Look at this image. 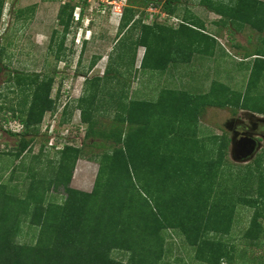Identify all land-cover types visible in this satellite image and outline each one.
<instances>
[{
	"label": "rangeland",
	"instance_id": "1",
	"mask_svg": "<svg viewBox=\"0 0 264 264\" xmlns=\"http://www.w3.org/2000/svg\"><path fill=\"white\" fill-rule=\"evenodd\" d=\"M67 1L71 4L78 2L0 0L3 7L0 22V187L5 188L16 200H29L26 198L28 193L31 194L29 204L31 208L37 209L53 202L63 203L67 195V184L83 192L93 190L99 163L98 160H88V157L101 154L109 141L94 135L86 137L84 155L75 162L74 168L70 164L63 166L61 174L55 173L60 161L57 146L61 148L66 141L78 145L83 139L88 125L81 123L80 109L76 104L78 98L87 94L90 87L94 90L95 86L89 80L101 77L108 64L110 68L108 67L109 73L106 74L111 78H102L100 81L102 86L98 88L95 96V106L98 107L91 115V119L95 121V130L110 125L117 112V100L126 104L133 99L156 101L165 88L205 94L212 84L219 83L244 94L247 92L253 60L251 57L245 59V56L253 52L264 54V23L262 29L250 23L240 28L236 22L219 24L216 21L219 15L210 11L201 0H181L177 17L167 15L160 5L146 7L136 3V0H88V6L82 13L79 7H75L74 21L69 30L65 31L57 14L61 4ZM127 5L134 8V18L141 17L142 21L121 30V14ZM145 12L148 13L146 18ZM191 15L199 19L205 25L206 32L214 37L212 50L203 52L193 49L188 61L170 63L161 73L143 69L141 61L149 37L141 30L142 23L155 21L177 27L182 16ZM63 38L61 49L59 46ZM136 38L139 43L134 52L133 40ZM124 42L126 46L122 53ZM117 62L123 65H118ZM116 67L121 72L118 76L114 75L117 73L114 71ZM10 72L13 73L12 80L9 79ZM17 72L21 75H17ZM51 77L53 83L50 98L57 102V108L45 112L39 125V135L20 157H16L14 150L18 141L12 132L22 129L19 118L24 115L21 111L27 108L26 102L34 92L33 80ZM126 80H129V84ZM250 95L264 98V73L256 87L250 91ZM114 102L116 105L112 106L111 103ZM65 108L66 113L70 112L72 115L71 118L70 115L65 117L70 118L68 122L60 124ZM249 116L264 117V114L246 109H240L233 114L230 107L208 105L198 119L196 131L193 126H187L186 134L179 133L180 130H185V126L173 120L169 133L176 140H193L198 145L203 144L208 151L212 148V136L223 132L228 134L230 142L235 135L239 138V134L257 141L258 147L252 157L241 162L233 158L229 146L227 162L217 170L215 183L212 184L213 191L208 203L221 196L220 206L223 209L222 215L216 217L217 222L219 218V225L226 226L229 223L228 214H231V221L229 229L227 227L222 233L207 232L206 238L220 240L227 250L234 247L233 250L229 248L230 254L223 257L219 264H264V218H259V228L248 233L247 229L256 207L238 199L239 196L260 199L259 192L264 187V177L262 179L258 175L259 171L264 174V124L257 123L256 118L249 120ZM57 136L61 137L58 145L55 144ZM249 169L254 176H251L250 181H244ZM134 184L133 193L137 200V206H134L142 207L136 213L144 214L146 207L141 204L140 196L149 197V209L152 210L156 204L153 196L147 193L148 187L141 180ZM155 186L156 184L151 188L154 189ZM157 188L159 190L160 186ZM170 195L164 194V198L158 199L167 200ZM106 204L97 201L90 202L89 206L93 214H97L98 208ZM165 212L169 213L168 210ZM30 215L31 212L26 219L21 215L17 241L25 245L43 241L40 244L47 245L53 234L52 223H49V227L46 225L48 228L40 222L32 224L28 218ZM49 220L53 222L52 215ZM160 235L163 239L162 254H152L153 248L147 245L148 249L144 250V257L147 258H144L146 261L142 264H150V261L155 264H215L206 261L204 255L207 250L202 251L201 244V247L190 246L178 229L164 227L160 230ZM149 238H153L152 235ZM130 254V251L118 249L111 252L112 257L123 262L129 261Z\"/></svg>",
	"mask_w": 264,
	"mask_h": 264
},
{
	"label": "trees",
	"instance_id": "2",
	"mask_svg": "<svg viewBox=\"0 0 264 264\" xmlns=\"http://www.w3.org/2000/svg\"><path fill=\"white\" fill-rule=\"evenodd\" d=\"M201 1L210 11L219 15L216 20L219 24L236 22L239 28L246 23L258 29L263 27L264 1ZM138 2L146 7L160 5L167 15L177 17L181 0H136V3ZM76 6L82 13L88 6V0H78L76 4H71L70 1L63 2L58 10L57 18L65 31L69 30L74 21ZM2 12L3 7L0 3V22ZM133 12L134 8L131 5L123 8L121 30L142 21L141 17L134 18ZM147 16L148 13L145 12L144 18ZM141 30L149 37L141 67L156 73L164 72L170 63L188 61L193 49L203 52L212 50L215 43L214 37L206 32L205 25L193 15L182 16L177 27L152 21L149 24L142 23ZM63 41L64 38L61 39L59 46L61 49ZM138 43V38L133 40L134 52ZM125 46L126 42L121 47L122 53ZM59 47L58 50H61ZM185 48L187 50L183 51ZM118 57L120 60V55ZM250 57L253 58L251 73L247 92L244 94L219 83L212 84L205 94L165 88L156 101L133 99L126 104L117 100V112L110 125L95 130V121L91 119V115L98 107L95 106V96L98 88L102 86L100 81L102 78L104 80L111 78L106 74L109 73L108 64L101 77L89 80L95 86L94 90L90 87L87 94L78 98L76 107L80 109L81 123L88 125L83 139L81 138L78 145L66 141L57 151L60 154V161L55 173L61 174L63 166L70 164L74 168L75 162L84 155L86 137L94 135L109 141L101 154L88 157V160H98L99 163L93 190L83 192L67 184L65 187L67 195L63 203L53 202L42 209H37L31 208L29 204L31 194L28 193L26 198L29 200H16L5 188L0 187V264H142L146 261L144 258H147L144 257V250L149 247L147 245L153 248L152 254L158 252L159 256L162 254L163 239L160 230L164 227L178 229L190 246L202 245V251L207 250L204 255L206 261L219 264L223 257L230 254L229 248L233 250L234 247L227 250L223 242L212 241L206 238V234L210 231L222 233L227 227L229 229L231 214L227 215L230 217L226 226L219 225L220 219L218 218L217 222L216 217L223 211L220 206L221 196L211 202L213 204H209L208 201L211 199L212 184L215 183L217 170L227 162L230 138L226 132L212 136V148L208 151L203 144L198 145L193 140L190 142L176 140L171 138L169 133L173 120L184 125L185 130L187 126H193L196 131L198 119L208 105L230 107L233 114L240 109L264 114V98L250 95V91L256 87L264 73V54L253 52L245 56V59ZM117 64L123 65L120 62ZM1 67L0 64V72ZM114 71L117 72L114 75L121 74L118 67ZM12 75L10 72V80L13 79ZM126 81L129 84V80ZM52 83V77L33 80L34 92L28 103L26 102L27 108L21 111L24 115L19 118L22 129L12 132L18 141L14 150L16 157H20L39 135V125L45 112L57 108V102L50 98ZM115 102L111 103L112 106L116 105ZM67 115L71 118L72 114L66 113L65 108L60 124L69 121V117L65 118ZM185 130H180L179 133L186 134ZM60 138L59 136L55 138V144L60 142ZM246 172L244 181H250L251 176H254L253 171L249 169ZM258 175L263 179L262 172L259 171ZM137 180H141L143 185L148 187L147 193L153 196L156 204L151 210L148 205L149 197L140 196L141 204L146 207L144 214L136 213L142 208L139 205L136 208L137 200L133 193L134 182ZM154 184L156 186L153 189L151 187ZM169 193L171 195L167 200L158 199ZM259 194L260 199L252 196L238 197L240 202L256 207L247 229L248 233L259 228V218H264V187ZM97 201L107 204L99 207L97 214H93L89 203ZM167 210L169 213L165 212ZM29 212L31 215L28 218L32 224L40 222L48 228L52 223L53 234L47 245L42 246L40 243L43 241L39 244L37 241L34 245H25L17 241L16 234L19 231L21 215L26 219ZM50 215L53 222L49 220ZM149 235L153 238H149ZM116 249L130 251L129 261L123 262L112 257L111 252ZM150 264L155 262L150 261Z\"/></svg>",
	"mask_w": 264,
	"mask_h": 264
},
{
	"label": "water",
	"instance_id": "3",
	"mask_svg": "<svg viewBox=\"0 0 264 264\" xmlns=\"http://www.w3.org/2000/svg\"><path fill=\"white\" fill-rule=\"evenodd\" d=\"M257 147V141L254 138L249 136L236 138L235 135L230 142V153L236 161L241 162L252 157Z\"/></svg>",
	"mask_w": 264,
	"mask_h": 264
},
{
	"label": "flooded vegetation",
	"instance_id": "4",
	"mask_svg": "<svg viewBox=\"0 0 264 264\" xmlns=\"http://www.w3.org/2000/svg\"><path fill=\"white\" fill-rule=\"evenodd\" d=\"M248 119L251 120V119H255V118H251V116H249ZM255 120H256L257 123H263L264 124L263 120H258V119H255ZM242 136H244V135L243 134H239L238 135L239 138H241ZM258 141H260V139Z\"/></svg>",
	"mask_w": 264,
	"mask_h": 264
},
{
	"label": "bare ground",
	"instance_id": "5",
	"mask_svg": "<svg viewBox=\"0 0 264 264\" xmlns=\"http://www.w3.org/2000/svg\"><path fill=\"white\" fill-rule=\"evenodd\" d=\"M243 117H245V116H243ZM255 118L258 119V120H263L264 121V117L263 116H255Z\"/></svg>",
	"mask_w": 264,
	"mask_h": 264
},
{
	"label": "built area",
	"instance_id": "6",
	"mask_svg": "<svg viewBox=\"0 0 264 264\" xmlns=\"http://www.w3.org/2000/svg\"><path fill=\"white\" fill-rule=\"evenodd\" d=\"M78 18V17H77ZM22 125V124H21ZM53 131V130H52ZM50 135H52V133L50 134ZM53 137V136H52ZM61 139V138H60ZM81 140V139H80ZM53 145V144H52ZM56 145H58V144H56ZM61 147H62V145H61ZM57 148H59L58 146H57Z\"/></svg>",
	"mask_w": 264,
	"mask_h": 264
}]
</instances>
